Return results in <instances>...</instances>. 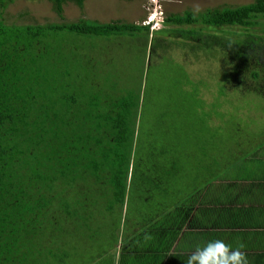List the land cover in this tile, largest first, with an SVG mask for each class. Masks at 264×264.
I'll list each match as a JSON object with an SVG mask.
<instances>
[{
    "label": "trees",
    "instance_id": "trees-1",
    "mask_svg": "<svg viewBox=\"0 0 264 264\" xmlns=\"http://www.w3.org/2000/svg\"><path fill=\"white\" fill-rule=\"evenodd\" d=\"M17 1L0 0V264H52L75 258L81 248L98 251L104 246L86 243L114 216H120L113 219L120 232L111 231L109 249L96 254L113 256L110 264H127L128 256L137 258L133 264L143 263L144 249L155 255L174 240L194 198L212 204L206 213L218 214V195L229 189L228 178L234 181L243 169L253 175L264 171V156L224 163L227 155L207 120L189 135L188 118L184 140L176 139L174 123L158 121V115H170L174 103L175 115L205 106L196 101L197 81L192 82L204 80L200 75L222 71L226 97L244 91L262 97L264 0L169 15L163 24L174 28L170 32L86 20L8 25L5 13ZM47 1L59 18L66 5L83 9L85 2ZM155 33L177 39L175 51L189 45L196 70L151 83L162 58L163 68L168 58L157 51L161 38ZM124 36L143 38L144 55L149 54V68L140 71L136 87L93 75L110 65V58L96 56L93 48ZM186 58L182 53L183 64L189 63ZM165 92L173 98L161 99ZM200 159L206 161L203 173L196 168L184 178L186 165L194 169ZM128 213L137 220L129 222ZM119 244L127 249L120 254Z\"/></svg>",
    "mask_w": 264,
    "mask_h": 264
},
{
    "label": "rangeland",
    "instance_id": "rangeland-1",
    "mask_svg": "<svg viewBox=\"0 0 264 264\" xmlns=\"http://www.w3.org/2000/svg\"><path fill=\"white\" fill-rule=\"evenodd\" d=\"M255 0H85L83 9L77 8L73 4H68L63 9L62 18L57 17L53 12L52 5L47 0H19L9 6L5 13L6 23L8 25H60L77 23L79 20H86L94 23L100 24H111L117 22L119 24L147 26L149 23L153 22L152 27H150V32L159 31L161 28H166L168 32L174 29L172 26L165 27L162 22L169 15H182L185 12L205 13L206 10H215L224 7H237L241 5H247L253 3ZM157 23V24H156ZM176 29V28H175ZM150 34L149 40H151ZM211 34V33H210ZM160 33H155V36H160L161 39H157L159 48L157 51L164 52L168 55L167 65L162 67L164 58L160 62V67L156 71L158 75L153 77L151 83L162 82L161 76L167 81H171L176 75L178 79L179 75L184 71L188 75L190 70H196L197 65H192L190 62L194 57L193 51H191L189 45L180 44L178 51H175L173 46V36L162 37ZM228 36V35H227ZM205 37H208L205 35ZM122 40L111 39L109 42L105 43V47L100 49L99 47L95 49L96 56L102 57L106 56L110 65L105 67L99 66L100 69L94 72L96 77L102 79L110 76L114 81L119 80L122 84L127 85L130 81V85L135 86L139 82L140 71L144 70V74L147 72L149 66V54L144 55V46L142 45L143 38L139 37L138 41L135 39H130L127 36L122 37ZM209 40V38H207ZM181 41V39H179ZM150 48V46H149ZM149 48L147 53H149ZM183 56L189 60V63L183 64ZM145 64V66H144ZM171 68H169V66ZM192 67V68H191ZM175 69L177 71H175ZM174 74L173 76L171 75ZM207 74V73H206ZM204 80L193 79L197 81L195 95L197 96L196 101H204L205 106L199 107L196 105V113H185L177 110L179 114L176 113L175 103L172 104L171 109L167 117L158 115V121L162 120L174 123L177 127V140H184L185 136V124L189 120L188 132L189 135L198 133L200 130V123L207 120L206 124L210 126L211 130H217L216 138L218 144H220V152L223 156L227 155L226 161H234L238 165L240 164L237 160L244 158L258 159L264 156V92H261L262 97L251 94L248 92H236L235 96L229 95L226 97L225 91L222 89L225 79L224 74L218 73L217 76L206 77L200 75ZM200 79V77L198 76ZM198 82H200L198 84ZM145 79H143L141 85L142 89L145 88ZM133 89H136V88ZM264 90V85L261 86L260 91ZM194 90V89H193ZM163 100L173 98L168 92H165L160 97ZM161 102V101H160ZM162 104V102H161ZM199 105V104H198ZM200 106V105H199ZM201 111V112H200ZM207 114V116L205 115ZM202 134H199V136ZM219 146V145H218ZM221 156V157H222ZM194 158V157H193ZM189 160H186V162ZM197 161V160H196ZM195 161V162H196ZM206 161L199 160L194 169L191 168V163H188L185 167L184 175L188 177L189 174H196V170L201 169V174L203 173V168ZM225 167L226 164H223ZM198 168V169H196ZM228 174V173H227ZM118 220L120 216H114L110 218L105 224L100 223L98 231L93 234L95 240L91 243H86L95 246L99 243L104 247L100 249L108 250L110 241L108 239L109 233L112 231L116 232V235L120 230L116 228L117 224L114 222ZM125 210L121 216V220L124 223ZM127 220L129 222H134L137 218H134L131 213H128ZM141 221V220H140ZM134 233V232H132ZM139 233V230L136 232ZM139 235V234H138ZM133 240V239H131ZM128 240H126L127 242ZM121 243V242H119ZM127 244V243H125ZM117 253H123L126 247L117 246ZM108 248V249H107ZM111 248V247H110ZM97 249V248H96ZM99 249V250H100ZM82 252L80 255L76 254L75 258H62V259H52V264H110L113 256L109 255H97L106 253L103 251L101 253L99 250H91L87 252L84 248H81ZM111 254V253H110ZM127 264L135 263V257L128 256Z\"/></svg>",
    "mask_w": 264,
    "mask_h": 264
},
{
    "label": "crops",
    "instance_id": "crops-1",
    "mask_svg": "<svg viewBox=\"0 0 264 264\" xmlns=\"http://www.w3.org/2000/svg\"><path fill=\"white\" fill-rule=\"evenodd\" d=\"M245 170L234 181L228 178V190H220L218 214L206 213L212 204L200 205L194 198L174 240L156 249L155 255L144 249L140 264H186L196 248L216 239L233 249L242 245L248 264H264V171L253 175Z\"/></svg>",
    "mask_w": 264,
    "mask_h": 264
},
{
    "label": "clouds",
    "instance_id": "clouds-1",
    "mask_svg": "<svg viewBox=\"0 0 264 264\" xmlns=\"http://www.w3.org/2000/svg\"><path fill=\"white\" fill-rule=\"evenodd\" d=\"M151 24L153 25V22L147 26L152 27ZM241 247L242 245L233 249L223 240H212L196 248L186 264H248L245 253L240 250Z\"/></svg>",
    "mask_w": 264,
    "mask_h": 264
}]
</instances>
